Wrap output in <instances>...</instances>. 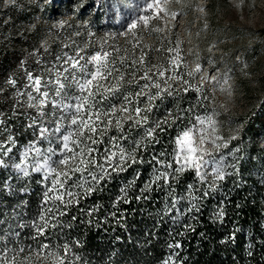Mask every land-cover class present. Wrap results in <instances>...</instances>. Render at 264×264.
Listing matches in <instances>:
<instances>
[{"label":"snow or ice","instance_id":"6c2138e0","mask_svg":"<svg viewBox=\"0 0 264 264\" xmlns=\"http://www.w3.org/2000/svg\"><path fill=\"white\" fill-rule=\"evenodd\" d=\"M170 2L135 0L126 5L135 15L132 16L131 12L127 14L131 18L123 30L106 32L96 41H86L82 46L69 38V42L63 43L50 61H44L37 55L39 49H34L28 56H36L39 66L36 72L25 67L26 57L19 65L24 72L22 87H17L18 80L14 76L5 81L15 89L14 111L17 105L35 110L36 115L29 118L27 125L35 129V138L20 145L18 158L13 151L18 144L16 138L8 135L0 139V169H11L17 180L31 179L33 174H38L40 179L36 183L43 186V191L35 217L27 225H20L33 230L31 239L34 244L18 249L4 244L0 247V264H75L80 258L69 243L53 245L45 242L51 240L49 229L62 227L60 217L67 215V209L79 206L83 199L103 191L109 181L130 169L132 176L120 185L111 202L113 211L108 213L117 222L123 218L120 205L133 200L129 195L131 191L138 190L139 194L134 199L140 201L150 199L148 194L154 189L166 194L161 219L174 209L176 214L170 217L173 224L181 223L185 215L195 219L203 200L219 191L226 177L235 174L236 164L228 162V157L235 156L238 151L229 149V143L237 137L225 139L219 135L215 110L194 114L195 105L186 109L179 107L181 93H197V102L201 107H204L203 101L209 99L204 94L203 83L193 84L185 78H194L196 73L201 72V65L197 63L191 71H180L186 65L180 54L179 41L176 47L164 49L171 54L167 57V66L164 63H149L142 48L137 55L143 39L139 34L141 31H147L149 35L163 34L168 31V20L177 19L179 13L170 11ZM181 2L176 0V3ZM4 4L16 5L17 0H4ZM243 5L244 0H237L236 7ZM104 6L117 9L119 4L111 0L107 3L95 0L92 7L96 10ZM81 7L76 5L74 12ZM196 11L205 13V8L200 6ZM154 21L160 24H154ZM66 23V20H59L52 27L63 28ZM83 25L87 26L88 21H84ZM34 27L31 25V28ZM74 35L81 33L75 32ZM88 35L93 37L96 34L89 30ZM118 37H123L131 47L122 48L116 44ZM160 39L161 48H157V52L163 48L166 37ZM49 47L47 40L41 41L40 48L45 53L49 52ZM240 59L237 56V61ZM243 68H247L246 63ZM231 72V68L223 73L217 69V74L210 77L202 75L200 80L230 94ZM126 85H135V88ZM4 91L0 87V94ZM168 97L174 99L173 107L165 108L162 115L154 116V110L158 111ZM185 113L189 115L185 117ZM50 117L54 127L46 125ZM185 118L188 122L181 126ZM4 125V113L0 112V127ZM174 125L176 135L169 140L171 152L167 148L155 152V146L162 143L161 134L167 133ZM133 130H136V135L132 134ZM113 132L115 134L110 135ZM224 149L229 151L225 153ZM150 150L152 154L146 160L144 154ZM144 164L149 165L150 171L142 179L139 166ZM229 168L233 171H227ZM186 172L194 173L195 183L188 184L185 192L177 197L176 184ZM12 178L10 175L8 179ZM0 191L27 192L28 188L25 185L17 189L5 181ZM168 197L172 198L170 204ZM181 201L187 202L183 210L177 207ZM101 207L97 204L91 209L80 208V211L92 217ZM224 214L221 200L212 218L222 220ZM87 223L92 224L93 220L89 219ZM183 227L195 230L190 223L183 224ZM178 235L183 236L184 232ZM4 240L5 237L0 236V241ZM74 243L80 245L78 240ZM168 247L179 249L181 244L177 241L169 243ZM177 256L179 253L173 251L163 264H177L174 259Z\"/></svg>","mask_w":264,"mask_h":264},{"label":"rangeland","instance_id":"374dc122","mask_svg":"<svg viewBox=\"0 0 264 264\" xmlns=\"http://www.w3.org/2000/svg\"><path fill=\"white\" fill-rule=\"evenodd\" d=\"M111 2L118 3L119 7L110 9L104 6L93 10L95 0H55V2L53 0H17L16 5H5L4 0H0V48L3 52L17 56V62L11 66L0 64V72H5V75L0 77V87L5 89L0 94V112L4 113L5 119V125L0 127V139L8 135L16 138L18 144L13 151L17 154V158L20 145L35 138V129L28 128L27 125L30 123L29 118L35 116L36 112L34 109L19 105L14 111L15 89L7 85L5 81L9 76H14L18 80L17 87H22L24 72L19 65L20 61L26 57L25 67L36 72L39 68L36 64V56H28V53L34 49H39L37 55L44 61H50L60 51L62 44L69 42V38L82 46L86 41H96L106 32L123 30L127 20L131 18L127 14L131 12L132 16L135 15L131 7L126 5L134 3L135 0H111ZM236 3L237 0H182L181 3L171 0L168 7L170 11L179 13L177 19L168 20L166 33L149 35L147 31H141L139 34L143 39L137 49V55L142 48L147 53L149 63H164L167 66V57L171 54L164 49L176 47L179 41L180 54L186 65L181 67L180 71H191L197 63L201 65V72L196 73L194 78H185L193 84L203 83L204 94L209 99L203 101L204 107H201L197 102V93L190 91L192 95L182 107L186 109L195 105L194 114L211 113L215 110L214 119L218 122L219 135L225 139L237 137L231 140L229 149H238V151L235 156L228 157V162L235 163L236 172H238V163L250 156L249 150L252 146L264 147V123L255 124L251 132L249 129L245 137H241L253 113L259 112L261 119L264 120V0H244L243 7H236ZM76 5H82L78 12H74ZM200 6L205 8V13L196 11V8ZM14 15L17 19L12 20ZM96 18H98V24L95 23ZM59 20H66L67 23L63 28H53L52 25ZM84 21H88L87 26L83 25ZM154 24H160V22L154 21ZM31 25L35 27L31 28ZM89 30L96 35L89 37ZM75 32H80L81 35L76 36ZM158 37H166L163 48L159 52L156 51L157 48H161V39ZM44 40H47L50 46L48 53L40 48L41 41ZM115 43L122 48L131 47L125 43L123 37H118ZM209 48L212 50L209 51ZM64 50L69 51V49ZM237 56L241 58L240 61H237ZM244 63L247 64V68H243ZM229 68L232 69L229 73L230 94L229 91H220L218 86L200 80L202 75L207 74L210 77L217 74V69L223 73ZM125 87L134 89L135 85ZM172 107L173 104L166 107L163 105V108L154 111L153 115H162L165 108ZM51 119L50 117L46 120V125L54 127ZM12 123L16 126H12ZM21 133L25 135L19 139ZM112 134L114 133H110ZM229 149L223 151L227 153ZM0 170L6 174L3 184L7 181L16 185L23 181L17 180L11 169ZM227 171L233 170L229 168ZM250 173L261 181L264 177V159L254 156ZM10 175L13 177L11 180L8 179ZM33 175L40 179L38 174ZM40 189L42 193V185ZM4 192L9 194L8 191ZM18 208V204L14 203L9 210L4 209L2 217L7 220L11 228L7 232H0V236L5 237L7 234L14 237L17 230L21 228L20 225L27 222L22 219ZM1 219L0 222H2Z\"/></svg>","mask_w":264,"mask_h":264},{"label":"trees","instance_id":"16d2710c","mask_svg":"<svg viewBox=\"0 0 264 264\" xmlns=\"http://www.w3.org/2000/svg\"><path fill=\"white\" fill-rule=\"evenodd\" d=\"M13 19L17 17L14 15ZM96 19L95 23L98 24V18ZM15 62L17 56L3 52L0 48V64L11 66ZM4 75L5 72H0V77ZM191 95L190 92L182 94L178 98L179 107L184 108L182 106ZM174 103V99L168 97L159 110L163 105L166 107ZM186 114L185 117L188 116ZM187 122L185 118L181 126L186 125ZM247 123L241 137H245L249 129L251 132L255 124L262 125L264 120L257 112L249 117ZM12 126L16 124L12 123ZM132 134L136 135V130H133ZM175 134V125L167 133L161 134L162 143L155 146V152L163 148L171 152L172 144L169 140ZM24 135L25 133H21L19 139ZM151 154V150L146 152L145 159L147 160ZM249 154L247 159L238 163V172L226 177L221 189L203 200L201 211L195 213V219L185 215L181 223L173 224L170 217L176 214L175 209L161 219L166 194L155 189L148 194L150 199L140 201L134 199L139 194L138 190L131 191L129 195L133 197L132 202L120 205L123 218L117 222L109 216L108 213L113 211L111 202L117 195L120 185L132 176L130 169L109 181L103 191L83 199L79 206L67 209V215L60 217L63 226L49 229L48 235L51 240L45 242L53 245L69 243L73 252L80 258L75 264H163L173 251L179 253V256L174 257L177 264H264V177L259 181L250 173L254 156L264 159V147L252 146ZM139 167L143 179L150 171V167L147 164ZM5 177V172L0 170V186L3 185ZM37 180L38 176L32 175L31 179H25L14 185L17 189L27 185V192L15 191L6 194L0 191V218H2L0 232H7L11 228L2 215L4 209L9 210L14 203L18 204L22 219L27 220L24 225L35 217L41 201V189L36 183ZM190 183H195L194 173L186 172L176 184L177 197L185 192ZM167 199L170 204L172 198ZM221 200L225 214L222 220L213 219V211ZM97 204L102 207L92 217L80 211V208L91 209ZM186 206L185 201L177 205L181 210ZM73 216L77 219L73 220ZM89 219L93 220L92 224L87 223ZM185 223H190L195 230H186L183 227ZM180 232H184V235H178ZM17 233L19 235L14 237L6 234L5 240L0 242V247L7 244L9 248L18 249L34 244L31 239L33 230L30 227H21ZM77 240L80 241L79 246L74 243ZM177 241L181 244L179 249L168 247L169 243L175 244Z\"/></svg>","mask_w":264,"mask_h":264}]
</instances>
